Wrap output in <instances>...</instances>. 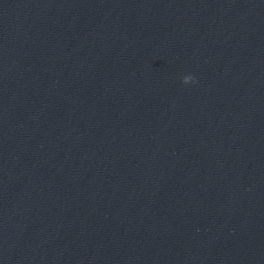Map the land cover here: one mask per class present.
Returning a JSON list of instances; mask_svg holds the SVG:
<instances>
[{
    "label": "water",
    "instance_id": "95a60500",
    "mask_svg": "<svg viewBox=\"0 0 264 264\" xmlns=\"http://www.w3.org/2000/svg\"><path fill=\"white\" fill-rule=\"evenodd\" d=\"M0 264H264V0H0Z\"/></svg>",
    "mask_w": 264,
    "mask_h": 264
},
{
    "label": "clouds",
    "instance_id": "9594fccd",
    "mask_svg": "<svg viewBox=\"0 0 264 264\" xmlns=\"http://www.w3.org/2000/svg\"><path fill=\"white\" fill-rule=\"evenodd\" d=\"M182 82L185 84V85H189V84H193V83H197L196 79L194 76L192 75H186L182 78Z\"/></svg>",
    "mask_w": 264,
    "mask_h": 264
}]
</instances>
